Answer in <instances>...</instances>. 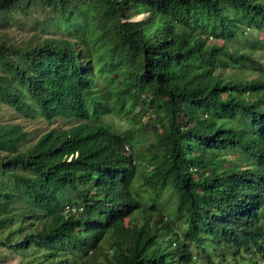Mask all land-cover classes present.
<instances>
[{"label": "trees", "instance_id": "16d2710c", "mask_svg": "<svg viewBox=\"0 0 264 264\" xmlns=\"http://www.w3.org/2000/svg\"><path fill=\"white\" fill-rule=\"evenodd\" d=\"M0 101L70 122H0V264L264 260V0H0Z\"/></svg>", "mask_w": 264, "mask_h": 264}, {"label": "rangeland", "instance_id": "374dc122", "mask_svg": "<svg viewBox=\"0 0 264 264\" xmlns=\"http://www.w3.org/2000/svg\"><path fill=\"white\" fill-rule=\"evenodd\" d=\"M143 14L138 15L137 18H141ZM23 19L26 21V26L24 28H15V30L12 31V34L16 37L23 36L24 34H27L28 28L27 26L31 23L29 18L23 17ZM252 30V29H251ZM250 30V31H251ZM254 31V30H252ZM255 32V31H254ZM147 118V114L142 116V121H144ZM0 122H17L21 125L22 129L29 131V136L32 138L39 135L44 130L50 128L51 126H68L70 125L69 121H67L65 118H58L54 120L53 122H49L45 120L42 116L37 115L35 118H29L24 117L20 113L13 110L9 105L3 103L0 101ZM118 123L119 129H128L131 128L134 132L133 137V143L132 147L134 149V152L137 154L138 161L140 162V152L143 148L141 146H144L148 143V141L152 140L153 134H151L150 129L147 128H140V126H137L135 123L129 122V120H118L116 121ZM135 142V143H134ZM140 145V146H139ZM262 214L264 215V208L262 209ZM262 223L264 224V216L262 218ZM3 256H6V262H14L18 259V255H15L11 253L8 250H4L2 252ZM252 260H256L253 258ZM248 264H250L248 262ZM254 264H264V260L262 258L257 259V262Z\"/></svg>", "mask_w": 264, "mask_h": 264}]
</instances>
